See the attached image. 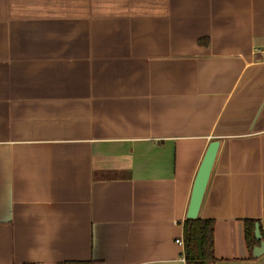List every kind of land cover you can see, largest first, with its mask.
<instances>
[{
  "label": "crops",
  "instance_id": "crops-1",
  "mask_svg": "<svg viewBox=\"0 0 264 264\" xmlns=\"http://www.w3.org/2000/svg\"><path fill=\"white\" fill-rule=\"evenodd\" d=\"M214 140L215 264H264V0H0V264H186Z\"/></svg>",
  "mask_w": 264,
  "mask_h": 264
},
{
  "label": "trees",
  "instance_id": "trees-1",
  "mask_svg": "<svg viewBox=\"0 0 264 264\" xmlns=\"http://www.w3.org/2000/svg\"><path fill=\"white\" fill-rule=\"evenodd\" d=\"M207 43L206 39L200 40ZM256 219H245V239L250 252L260 245L256 238ZM215 220L212 218H186L183 222L184 259L186 264H215ZM91 261H63L59 264H90Z\"/></svg>",
  "mask_w": 264,
  "mask_h": 264
},
{
  "label": "water",
  "instance_id": "water-1",
  "mask_svg": "<svg viewBox=\"0 0 264 264\" xmlns=\"http://www.w3.org/2000/svg\"><path fill=\"white\" fill-rule=\"evenodd\" d=\"M220 145V140H214L210 143L205 152L194 180L186 215L188 219H195L200 216V210L208 190L214 165L220 150ZM255 234L256 238L260 240V245L254 247L253 254L258 256L264 252V241L262 240L259 223H256Z\"/></svg>",
  "mask_w": 264,
  "mask_h": 264
},
{
  "label": "built area",
  "instance_id": "built-area-1",
  "mask_svg": "<svg viewBox=\"0 0 264 264\" xmlns=\"http://www.w3.org/2000/svg\"><path fill=\"white\" fill-rule=\"evenodd\" d=\"M176 242H177L178 244L184 246V239H182V238H177V239H176Z\"/></svg>",
  "mask_w": 264,
  "mask_h": 264
}]
</instances>
